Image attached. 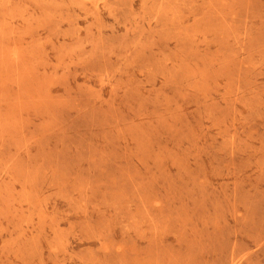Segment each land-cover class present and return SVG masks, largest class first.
<instances>
[{"label": "rangeland", "instance_id": "obj_1", "mask_svg": "<svg viewBox=\"0 0 264 264\" xmlns=\"http://www.w3.org/2000/svg\"><path fill=\"white\" fill-rule=\"evenodd\" d=\"M0 264H264V0H0Z\"/></svg>", "mask_w": 264, "mask_h": 264}]
</instances>
